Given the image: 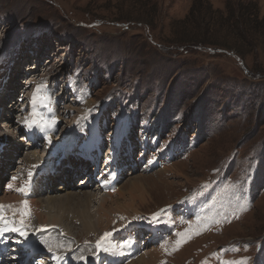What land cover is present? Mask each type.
Returning <instances> with one entry per match:
<instances>
[{
	"label": "rangeland",
	"instance_id": "rangeland-1",
	"mask_svg": "<svg viewBox=\"0 0 264 264\" xmlns=\"http://www.w3.org/2000/svg\"><path fill=\"white\" fill-rule=\"evenodd\" d=\"M252 13L264 17V0H0V91L13 68L18 83L6 90L18 111L5 94L0 99V130L4 126L14 141L2 149L7 138L0 131V157L8 162L6 153L13 155V164L0 170V199L28 200L15 190L34 176L27 152L48 157L45 165L91 153L107 164L105 173L123 172L119 185L139 177L147 191L134 203L136 212L110 209L112 218L101 221L98 233L86 232L77 218L85 215L78 197L68 205L71 197L63 196L67 201L57 212L65 219L49 224L47 215L38 221L34 213L24 230L38 232V240L23 237L20 245L54 246L56 255L44 259L51 264H61L60 258L84 264L85 256L88 264L98 257V264H131L143 251L161 247L153 264H264V35L261 43L252 37L260 32L242 29ZM38 85V96L50 93L47 106L35 105L48 121L41 126L58 128L41 148L23 142ZM57 117L62 125L51 123ZM33 128L37 136L40 129ZM59 144L70 148L66 158ZM59 176L49 189L61 186ZM80 178L71 180V191L95 193L88 205L95 219L108 191L80 186ZM107 202L112 206L113 198ZM15 217L19 225L20 214ZM106 232L111 251L98 250ZM127 233L147 246L138 250L136 237ZM126 240L133 257L127 260L120 248Z\"/></svg>",
	"mask_w": 264,
	"mask_h": 264
},
{
	"label": "bare ground",
	"instance_id": "bare-ground-1",
	"mask_svg": "<svg viewBox=\"0 0 264 264\" xmlns=\"http://www.w3.org/2000/svg\"><path fill=\"white\" fill-rule=\"evenodd\" d=\"M14 70V69H13ZM15 71V70H14ZM7 73H9V72H7ZM18 73H19V71H18ZM10 74V73H9ZM16 74V71L14 72V74H13V76H12V80L8 83V85L6 86V87H4L1 91H0V99L1 98H3V96H4V94L6 95L7 94V91L6 90H11L12 88L14 89V90H16V85L18 84L17 83V80L16 79H14V78H16V77H14V75ZM19 75V74H18ZM5 78V77H4ZM14 79V80H13ZM28 80V79H27ZM26 82V81H25ZM3 84V83H2ZM20 86H22V85H20ZM24 86V85H23ZM60 86H62V87H64V85H61L60 84ZM18 90V89H17ZM25 92H27L26 90H24ZM66 91H68V88H67V90ZM19 92V91H18ZM24 92V93H25ZM49 95H50V93L49 94H47L46 93V95L45 96H47V98L49 97ZM62 95H64V92H63V94ZM61 95V96H62ZM5 98L6 99H8V101L10 102V109L11 108H13L14 109V112L15 111H18L17 109H18V106L16 107L15 105H16V102L15 103H13L14 101H13V99L12 98H9L8 97V95H6L5 96ZM28 98H27V96H25V98L23 99V101L24 100H27ZM64 100V99H63ZM58 102H60L59 100H58ZM83 103V102H82ZM88 103V102H87ZM20 104H22V102L20 103ZM28 104V103H27ZM25 105V104H24ZM2 106V105H1ZM27 106V105H26ZM4 107H6V106H4ZM24 108H25V106H24ZM23 108V109H24ZM36 108L39 110V108L40 107H38V106H36ZM60 105H59V103H57L56 104V112L57 113H59L60 112ZM10 109H8V110H10ZM41 110V109H40ZM5 111H6V109H5ZM8 112V111H7ZM15 114V113H14ZM20 114V113H19ZM61 114V113H60ZM9 115H10V113H9ZM61 116V115H60ZM15 117V116H14ZM19 119V118H18ZM7 122V121H6ZM12 122V121H11ZM19 122H20V120H19ZM16 123V122H15ZM61 123V125L64 123V120L62 121V117L60 118H58L57 117V119H55V124L56 125H58V124H60ZM18 124V123H17ZM5 125V124H4ZM14 125V124H13ZM126 126V125H125ZM124 126V127H125ZM1 135L3 136V137H5V141L4 142H7V145H5V146H3V147H5L7 150L9 149V145L11 146V147H14L13 146V140L11 139V138H9V133H8V131H7V129L4 127V126H2L1 125ZM18 127V126H17ZM93 127V126H92ZM9 128V127H8ZM41 128H43L42 130H41ZM127 128V127H126ZM18 129V131L20 132V130H23V129H20V127L19 128H17ZM38 129H40V131H44L45 132V138L47 139V140H49V141H47V143H51V140L53 139V133L54 132H58V128H52V127H50V126H40V127H38ZM31 132V134H34L33 133V130H30ZM40 131L37 133V136H38V134L39 135H43V133L41 132L40 133ZM27 132V131H26ZM25 132V133H26ZM50 132V133H49ZM64 134V133H63ZM44 136V135H43ZM91 136H93V133L91 134ZM64 137V136H63ZM62 137V138H63ZM69 137V136H68ZM61 139V138H60ZM93 143H95V144H97V140H95V142H93ZM93 143H91V144H93ZM87 146H88V144H87ZM84 147H86V146H84ZM5 148H4V150H5ZM56 148H58L59 149V151H60V153H63V152H65L64 153V155L65 156H69V154H70V152H69V150H70V148L68 147V146H65V147H63L61 144H59V145H57L56 146ZM91 148H92V146L91 145H89L88 147H87V150H88V152H90V150H91ZM78 149V148H77ZM80 149V148H79ZM35 151V150H34ZM80 151V150H79ZM15 152H18V149H16L15 148ZM84 152V151H83ZM87 152V151H86ZM77 152H74V155L76 154ZM146 153V152H145ZM7 155H6V157H8V162H5L4 161V159L3 158H1L0 157V170H2V167H4V165L5 166H9V164H13L12 162H10V160H9V157H13V155H11V153H6ZM25 155H26V164H28V166H29V164L33 167V166H35V167H33L34 169H35V171H32V174L34 175L35 174V172H37L38 170H41V167L42 166H44L43 168H45L46 167V165H45V162H46V160L48 159V157H43V159L41 158V155L39 154V152H32V153H30L29 152V154H28V152L27 153H24ZM43 154V153H42ZM87 154V153H86ZM15 155V154H14ZM60 155H62V154H60ZM74 155H71V156H69V157H73L74 158ZM88 155V154H87ZM23 156V155H22ZM43 156V155H42ZM63 156V155H62ZM61 156V157H62ZM89 156H92V154L91 153H89ZM119 156H120V154H117L116 155V158H119ZM92 158V157H91ZM55 160V159H54ZM71 160V159H70ZM2 161H3V165L1 164L2 163ZM38 161H39V164H38ZM72 161V160H71ZM97 162V161H96ZM43 164V165H42ZM42 165V166H41ZM10 167V166H9ZM11 167H12V165H11ZM77 167V168H76ZM42 168V169H43ZM64 169H68V170H71V168H67L66 166H64ZM72 169L73 170H75V171H77V174H80V173H82V171H83V169H81L79 166H77V165H74L73 167H72ZM117 169H119L120 170V168H117ZM5 170H6V168H5ZM13 171V169H11V172ZM20 171H22V170H19V169H17L16 170V173H20ZM26 171V170H25ZM122 172V171H121ZM119 173V174H116L117 176L116 177H122V173ZM13 173V172H12ZM15 173V174H16ZM63 173H66L65 171L63 172ZM8 174H11V173H8ZM29 174V173H28ZM14 175V174H13ZM69 176H70V180H64L65 182H64V184H62L60 187H57V189L55 188H52L51 190H52V192L54 193V195H56V196H54V195H52V192H49V193H47V197H46V199L44 200V198H43V200H39V201H36L35 199L37 198H42V196L44 195V194H39L38 193V191H36L35 192V195L34 196H37L35 199H33V198H28V200H27V202H28V205H29V210H30V216H27V217H25V224H30V223H28V221H30L31 219H30V217L31 216H34V213H36L37 214V216H38V221L40 220V219H42L43 220V218H44V216H48L47 218H48V222H49V224H53V223H61L65 218L63 217L64 215H61L60 213H58L57 212V209L58 210H60L62 207H63V205L66 203V201L68 200L66 197L67 196H69V197H71V198H69V202H67V204L69 205L75 198H77L78 197V199L80 200V204L82 205V209H79V211L81 210V212H84V214L85 215H83V214H81L82 216H78L77 214H78V212H76L77 214V218L80 220V222H81V225H83V227H84V229L86 230V232L87 231H90V230H96L97 231V233L99 232L98 231V227H101V221H103V220H107L108 221V219H110L109 217H111L110 215H111V211H110V209L112 210V209H116V211H118V212H125V213H131V211H133V212H136V211H138V208L137 207H134V203L136 202V200L138 201V199L139 200H145L146 198L144 197V196H146L145 195V193L147 192L146 191V187L144 188V180L142 179V178H139V177H135V178H131V179H129L127 182H125V184L126 185H124V186H126V187H123V185L121 186V185H119L120 183H118V185L116 186V187H110L109 186V181L108 180H110L111 178H108V180H106L105 182H104V187H110L112 190L111 191H108V193L107 194H105L104 196H105V198L103 199V200H101V209H100V211L98 212V216L97 217H95V219L93 218V216H90L91 214L89 213L90 211H89V209L88 208H90V207H88V205H89V202L92 200V198H94L95 197V193H92V192H87V191H82L81 193H80V190H79V192H74V190L73 191H71L73 188H75V186H72L73 184H72V182H71V180H72V177H73V175H72V172L71 171H69ZM115 176V175H114ZM4 178V177H3ZM17 178V177H16ZM19 178V177H18ZM64 178V177H63ZM28 179V178H27ZM53 180V179H52ZM52 180H50L49 179V182L47 183L46 181H44V183H45V185H47V188H49V186H51L50 185V182H52ZM0 181H2L1 180V178H0ZM54 184H56V183H54ZM53 184V185H54ZM63 185H65V186H63ZM1 186V185H0ZM143 189H145V190H143ZM148 189V188H147ZM60 190H64L65 191V193L64 194H62V195H60V194H58V193H60L61 191ZM140 190H142V191H140ZM80 193V194H79ZM58 194V195H57ZM148 194V193H147ZM63 196H65V198L67 199L66 201L65 200H62L61 198H63ZM15 196L14 195H12V197L11 196H9V197H5L4 199H0V205H5L6 206V203H8V202H11V198H12V202L9 204V205H11L12 207H6V209L4 210V214L7 216V217H9V218H11L12 216H13V214H14V212H15V210L16 209H18V208H20V207H22V205H21V202H22V198L20 199L19 198V196H16L15 198L16 199H18V201H16V199L14 198ZM103 198V197H102ZM111 198H113V204H112V206H110V207H105V202H107L108 201V199H111ZM127 198V199H126ZM77 199V200H78ZM122 199H124L123 201H121ZM6 200V201H5ZM78 200V201H79ZM6 202V203H5ZM42 202H45L44 203V207H45V210L43 211L42 210V207H39L40 206V204L41 205H43V203ZM73 202H75V200L73 201ZM144 202V201H143ZM18 203L20 204V206H18ZM33 204L34 205V207H33V205H31V204ZM108 203V202H107ZM136 204V203H135ZM138 204V203H137ZM8 205V206H9ZM67 205V206H68ZM66 206V207H67ZM71 206V205H70ZM90 206V205H89ZM65 207V206H64ZM66 207L65 208H63V210H64V212L66 211ZM33 208H35V212L33 211ZM44 209V208H43ZM71 209V208H70ZM53 210H55L56 211V213H54V211ZM63 210H61V212L63 211ZM74 210H76V209H74ZM78 210V209H77ZM67 212L68 211H66V214H67ZM113 212V211H112ZM80 213V212H79ZM17 214H19V212H15V216H17ZM35 214V215H36ZM116 213H114V215H115ZM36 216V217H37ZM86 216V217H85ZM87 216L89 217V218H87ZM120 216V215H119ZM46 218V217H45ZM112 218V217H111ZM115 218V217H114ZM44 220H46V219H44ZM111 220V219H110ZM31 222V221H30ZM44 222V221H43ZM46 222V221H45ZM45 222H44V224H45ZM18 223V222H17ZM108 223V222H107ZM110 223V222H109ZM47 224V223H46ZM45 224V225H46ZM48 225V224H47ZM46 225V226H47ZM60 225V224H59ZM104 225V224H103ZM16 226L18 227L19 225L18 224H16ZM43 226V225H42ZM53 226V225H52ZM51 225L49 226V227H52ZM65 226V225H64ZM133 226V224H131V225H127V226H125L122 230H120V231H118V232H116V233H121V232H123L124 230H126V229H129L130 227H132ZM142 226V225H141ZM74 230V229H73ZM85 232V233H86ZM35 234H38L39 235V233L37 232V233H35ZM35 234H32V235H30V234H28L26 237H28V236H33V235H35ZM56 234V232H54V235ZM60 234V233H59ZM41 237H42V235H40ZM132 236H134V237H136V240L138 241V250H141V249H143V247L146 245L147 246V244H145V245H143L142 243H141V240L139 239V237L138 236H136V235H132ZM55 238H56V236H55ZM57 238H59V237H57ZM23 240H24V238H23ZM38 240V239H37ZM163 239H161V241H162ZM40 241V240H39ZM115 241H118V240H115ZM53 242H55V241H53ZM163 242L164 243H166L167 245H168V243L166 242V240H163ZM40 243V242H39ZM160 243V242H159ZM130 244V242L127 240V241H125V244L122 246V247H120L123 251H127L128 252V254H127V256L125 257V260H127L128 258H133L132 256H130V253H129V251L127 250V247H128V245ZM162 243H160V245H161ZM40 246H41V244H40ZM36 247V244H35V246L33 245V244H31L30 242H29V249H34ZM160 247V246H159ZM29 249H28V251H29ZM115 249H118V248H115ZM161 249H162V247L161 248H157V249H153V250H151V251H143L142 253H141V255L138 257V259H137V261L136 262H133V263H131V264H153L154 262H156L157 260V256H158V254L160 253V251H161ZM120 249H118L117 251L118 252H120L119 251ZM24 251L25 250H23V253H24ZM123 251H121V252H123ZM130 251H134V249H132V248H130ZM167 254H168V256H169V251L167 252ZM163 256V255H162ZM85 258L88 260V256H85ZM161 258V257H160ZM124 260V261H125ZM169 259H167V261H168ZM61 261H64L62 258H60L59 260H58V262L59 263H61ZM89 261H90V259H89ZM166 261V262H167ZM88 261H86L85 260V262L84 263H86V264H88L87 263ZM90 263H92V261H90ZM81 264H83L82 262H81Z\"/></svg>",
	"mask_w": 264,
	"mask_h": 264
},
{
	"label": "snow or ice",
	"instance_id": "snow-or-ice-1",
	"mask_svg": "<svg viewBox=\"0 0 264 264\" xmlns=\"http://www.w3.org/2000/svg\"><path fill=\"white\" fill-rule=\"evenodd\" d=\"M41 86H37V91L36 93L33 94L32 97V104H33V111L30 117H26L23 121L24 126L28 127L29 129L33 128V127H40L42 123H48V121H45L44 117L41 116L37 111H36V103L37 101H39L43 106H47V104L45 103L46 100H49L50 98L47 97H42V96H38V93L40 91ZM51 110V109H49ZM51 123H55V119L53 118L51 120ZM35 167V166H33ZM32 176V173L29 172V177ZM13 180L16 179V177L12 178ZM9 188H12L13 185H9ZM16 191L27 195V185H22L20 188L15 189ZM22 207L18 208L15 210V212H19L20 214V218H19V227L16 226L17 221H16V217H15V212L13 214V216L11 218L7 217L4 214V208L6 207L5 205H0V224L3 225V227H0V233L2 232H7V231H14V232H18L21 236L26 237L28 235V233L24 230V228L26 227L24 221H25V217L30 216V210H29V205L27 200H24L21 202ZM7 207H12L11 205L7 206ZM155 215L154 214V219H155ZM179 235V234H178ZM111 236V233H104L103 236L100 237L99 240H97L96 242V247L98 250H104V251H111V249L109 247L105 246V241L108 237ZM178 244L180 243V241L177 242ZM51 251V249H49ZM81 259H84L83 257H81ZM224 264H229V262H224Z\"/></svg>",
	"mask_w": 264,
	"mask_h": 264
},
{
	"label": "trees",
	"instance_id": "trees-1",
	"mask_svg": "<svg viewBox=\"0 0 264 264\" xmlns=\"http://www.w3.org/2000/svg\"><path fill=\"white\" fill-rule=\"evenodd\" d=\"M252 16H253V18H251L249 16V18H247L246 21L243 22L242 29H243V27L246 28L247 33H248V31L254 32V30L257 31V33L260 32L259 37H255V36H252V37L254 39L260 41L261 43H263L262 37L264 35V17L258 18V15H255L254 13H252ZM242 29H241V31H242ZM238 38H239L240 42H242L244 39V37L241 35Z\"/></svg>",
	"mask_w": 264,
	"mask_h": 264
}]
</instances>
